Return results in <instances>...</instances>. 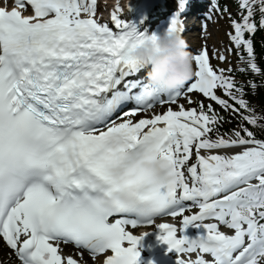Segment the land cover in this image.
Listing matches in <instances>:
<instances>
[{
    "label": "snow or ice",
    "instance_id": "snow-or-ice-1",
    "mask_svg": "<svg viewBox=\"0 0 264 264\" xmlns=\"http://www.w3.org/2000/svg\"><path fill=\"white\" fill-rule=\"evenodd\" d=\"M237 2L229 41L261 73L252 35L264 29V0ZM97 8L0 0V238L21 264H80L62 254L68 242L94 257L110 252L102 264H138L146 233L126 226L180 216L179 226L156 225L175 264H264V138L244 124L258 117L233 69L213 66L206 48L188 49L191 78L171 92L151 88L127 55L145 33L120 18L119 5L111 23ZM168 28L182 25L173 18ZM212 102L241 124L221 133L225 117ZM156 105L167 107L152 113ZM141 112L151 114L131 119ZM229 148L239 150L219 151ZM189 226L202 232L190 239Z\"/></svg>",
    "mask_w": 264,
    "mask_h": 264
},
{
    "label": "clouds",
    "instance_id": "clouds-1",
    "mask_svg": "<svg viewBox=\"0 0 264 264\" xmlns=\"http://www.w3.org/2000/svg\"><path fill=\"white\" fill-rule=\"evenodd\" d=\"M127 55L144 68V81L154 89L171 92L192 76V57L180 31L165 28L148 34Z\"/></svg>",
    "mask_w": 264,
    "mask_h": 264
},
{
    "label": "trees",
    "instance_id": "trees-1",
    "mask_svg": "<svg viewBox=\"0 0 264 264\" xmlns=\"http://www.w3.org/2000/svg\"><path fill=\"white\" fill-rule=\"evenodd\" d=\"M259 13L257 12V17ZM254 54L258 66L262 69L261 73H253L247 69L245 63L239 61L238 66L240 69H244L240 72H235L243 79L241 84L244 88V98L248 102V107L252 109L251 114H255L258 117L257 125H248L245 121L244 124L254 131L258 138H264V29H258L253 35ZM246 55V53H241ZM247 114V113H246ZM225 122L220 126L221 133L228 132L238 125L241 121L238 119L237 114L233 112H227L223 115Z\"/></svg>",
    "mask_w": 264,
    "mask_h": 264
},
{
    "label": "rangeland",
    "instance_id": "rangeland-1",
    "mask_svg": "<svg viewBox=\"0 0 264 264\" xmlns=\"http://www.w3.org/2000/svg\"><path fill=\"white\" fill-rule=\"evenodd\" d=\"M227 11H228L227 13H222L220 17H217V15H215L216 23L214 24V27L212 30H213V32H216V35H219V36L221 35V38L217 37L215 39V42L213 43L214 45L211 46L212 52H218V53L223 52L224 55L227 57V59L224 60L223 62L219 61V59L215 61L216 67L225 68V69H227L228 67H231V66L233 67V63H234V54L233 55H227L226 54L227 43H226V38H225L226 37L225 31H227V32L231 31L229 13H231V15H232V13H234V11L232 9L230 10L229 6H227ZM229 46L232 47L231 44H229ZM234 80L239 81L235 77H234ZM191 97L194 101H203L205 104L210 102L207 98L203 97L202 94L200 96L194 95V97L193 96H191ZM180 103H183L186 108L187 107H194V103L189 104L185 99H182L180 101ZM212 103L214 104V102H212ZM195 106H196V104H195ZM175 108H177V105L174 107V109ZM218 109L219 108H217L216 110H218Z\"/></svg>",
    "mask_w": 264,
    "mask_h": 264
},
{
    "label": "bare ground",
    "instance_id": "bare-ground-1",
    "mask_svg": "<svg viewBox=\"0 0 264 264\" xmlns=\"http://www.w3.org/2000/svg\"><path fill=\"white\" fill-rule=\"evenodd\" d=\"M102 4H108V2H103ZM217 37L219 38H221V35L219 36V35H217ZM213 43V40H211V41H207V48H209L210 49V53H209V55H211L212 56V59H214L215 58V55H213V53H212V50H211V48H210V46H211V44ZM219 151H221V152H233V151H235V149L234 150H232V149H221V150H219ZM64 246H62V248H63ZM73 254H75L81 261H82V263H83V261L86 263V264H91V263H89V261H88V259L84 256V254L83 253H81V254H78V252L77 251H75V252H73ZM9 260H11L10 262H13L14 263V261H13V259L12 258H10ZM86 261H88V262H86ZM6 263L8 264L9 262L8 261H6Z\"/></svg>",
    "mask_w": 264,
    "mask_h": 264
}]
</instances>
